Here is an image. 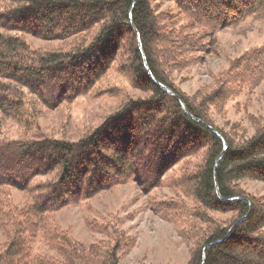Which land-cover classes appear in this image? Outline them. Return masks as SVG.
<instances>
[{"label":"trees","instance_id":"16d2710c","mask_svg":"<svg viewBox=\"0 0 264 264\" xmlns=\"http://www.w3.org/2000/svg\"><path fill=\"white\" fill-rule=\"evenodd\" d=\"M161 1L176 5L186 24L157 13ZM249 19L264 21V0H0V124L26 130L36 105L53 111L89 94L117 96L120 89L103 84L121 55L130 85L146 94L124 98L76 140L0 136V186L10 179L29 200L15 204L7 186L0 196V264H119L121 240L77 242L52 222L54 215L130 181L146 192L158 188L170 170L199 155L202 162L172 187L185 189L202 219L213 212L232 221L205 232L188 264H264V206L238 185L264 183V125L235 141L208 114L264 80V45L229 62L192 96L171 77L195 63L193 54L213 49L222 29ZM25 37L77 43L39 50ZM171 206L159 210L167 221V210L181 209Z\"/></svg>","mask_w":264,"mask_h":264},{"label":"rangeland","instance_id":"374dc122","mask_svg":"<svg viewBox=\"0 0 264 264\" xmlns=\"http://www.w3.org/2000/svg\"><path fill=\"white\" fill-rule=\"evenodd\" d=\"M155 6L157 13L166 12L173 16L178 26L186 24L173 3L161 1ZM25 40L39 50H68L77 43V40L49 43L31 37H25ZM262 45L264 21L249 19L237 27L222 29L216 35V46L213 49L193 54L194 64L171 73L174 85L181 92L192 96L210 87L214 76L226 70L229 62L245 51ZM125 59L126 55L119 56L103 84L104 88L120 89L117 96L89 94L78 97L72 103H63L53 111L35 104L37 117L33 124L23 130L13 122H2L0 136L8 139L33 136L76 140L88 134L116 111L124 98L146 97V94L130 85L128 66L123 65ZM208 114L213 125L233 140L251 137L264 125V80L255 86H244L223 105L210 107ZM202 160L203 156L199 155L180 163L165 175L162 186L150 191L146 192L142 186L130 181L89 200L64 207L54 215L52 222L77 242L113 244L114 239L121 240L119 264H188L205 232L232 221L228 213L211 212L202 219L203 216L195 211L199 209L195 208L198 204L185 195V189L172 187L175 180L192 172L194 166ZM12 184L10 179H4L0 186V196L5 186L10 187L14 203L22 206L29 200ZM238 185L246 195L264 206V183L247 179ZM175 204L181 209L167 210L170 212L165 215L169 218L167 221L159 210ZM105 225H109L107 232L104 231ZM2 242L4 236L0 227ZM42 252L52 253L45 248H42Z\"/></svg>","mask_w":264,"mask_h":264},{"label":"water","instance_id":"95a60500","mask_svg":"<svg viewBox=\"0 0 264 264\" xmlns=\"http://www.w3.org/2000/svg\"><path fill=\"white\" fill-rule=\"evenodd\" d=\"M135 0H133V2H134ZM129 19H130V15H129ZM166 90V89H165ZM181 106L183 107V105H182V103H181ZM209 130L212 132V133H214L218 138H220L221 140H222V137H221V135L218 133V132H216L214 129H212V128H209ZM222 142H223V140H222ZM224 143V142H223ZM224 147H225V145H224ZM217 162H218V159L216 160V162H215V165L217 164ZM244 218H241L238 222H236V224H234V226L235 225H237L238 223H240V221H242ZM233 226V227H234ZM232 227V228H233ZM228 236V235H227ZM216 243H218V242H213V243H211V244H208L205 248H207V247H209V246H211V245H214V244H216Z\"/></svg>","mask_w":264,"mask_h":264}]
</instances>
